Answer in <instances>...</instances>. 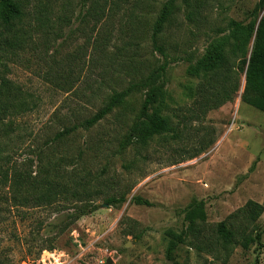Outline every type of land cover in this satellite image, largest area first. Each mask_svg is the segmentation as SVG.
I'll return each mask as SVG.
<instances>
[{"label":"rangeland","instance_id":"obj_1","mask_svg":"<svg viewBox=\"0 0 264 264\" xmlns=\"http://www.w3.org/2000/svg\"><path fill=\"white\" fill-rule=\"evenodd\" d=\"M167 1H28L25 27L43 28L0 54V91L6 82L16 96L0 115V264H264V209L248 226L229 219L249 202L264 207V113L242 101L244 77L232 101L210 109L221 99L207 104L202 79L188 73L229 34L230 21L258 19L259 0H190L188 9L178 0L161 38L177 57L165 76L163 116L171 130L119 152V140L142 109L141 92L94 127L53 141L64 127L95 115L113 90L148 71L147 60L163 61L151 35ZM41 14L44 23L37 21ZM107 136L116 142L106 154L94 161L82 156L84 173L104 180L92 198L98 209L56 236L55 206L34 197L53 181L67 183L72 149ZM53 151L67 157L56 178L50 173ZM16 176L27 187L17 185ZM121 195L127 201L116 208L101 201ZM134 196L152 205H138ZM193 202L204 203L201 229L189 227L186 218ZM224 221L253 236L259 232L261 240L248 247L222 241L216 232Z\"/></svg>","mask_w":264,"mask_h":264},{"label":"trees","instance_id":"obj_2","mask_svg":"<svg viewBox=\"0 0 264 264\" xmlns=\"http://www.w3.org/2000/svg\"><path fill=\"white\" fill-rule=\"evenodd\" d=\"M28 1L0 0V54L6 48L14 49L20 47L27 42V39L35 30L43 28V25L25 27L28 24L26 20L29 18L27 12ZM108 1L97 0V2L102 4H107ZM184 4L186 9L192 5L190 0H185ZM178 6V0L167 1L153 25L151 45L153 50L162 56L163 61L160 63L152 59L147 60L148 71L142 72L139 78L130 81L125 88L113 90L105 104L95 115L77 124L64 127L54 137L53 141L55 144L72 138L81 129L94 127L115 110L124 106L135 94L141 92L145 96L142 109L132 123L128 136L124 137L123 140H119V152L127 150L130 145L135 143L138 145L140 143L144 144L146 140L171 130L168 120L163 116L167 100L165 76L171 61L177 57L169 52L170 47L161 38L165 25L172 18L173 10ZM255 11L256 15L258 12V19L254 21L249 23L230 21L228 25L229 34L224 35L221 40L213 42L198 63L188 68V73L191 76L202 79L204 83L202 95L207 104L213 99H221L218 104L211 105L212 108L210 109L219 108L225 103L232 101L240 90L244 77L242 101L264 113V0H259ZM187 12V18L194 21L193 15L195 13L188 10ZM45 17L47 18L46 15L41 14L37 17V21L44 23V21L40 20ZM0 64H3V62H0ZM7 84L5 82L3 85L6 86L5 90L0 91V115L7 112L11 105V100L16 98L12 93L11 87ZM114 142H116L115 137L109 139V136H107V138H102L92 144L89 143L83 148L72 149L70 158H68L69 165L72 166L69 174H66L68 175L67 183L61 187L57 186L60 182L53 181L47 185L42 194L34 197V200H38L39 203L46 200L47 203L55 206L57 216L52 226L55 227L56 236L65 233L82 217L98 209V202L92 198L95 194L97 195L95 189L103 184L104 180L99 174L84 173L81 168L83 167L82 156L88 154L94 161L99 154H106L108 149H112L115 145ZM51 155L50 173L56 178L60 173L62 160L67 157L60 159L55 151ZM255 165L256 162L250 171L254 170ZM79 168H81L80 171H78ZM22 180V177L16 176L13 181H16V184L21 187H27ZM60 196L63 197L61 202L58 199ZM132 200L138 205H152L149 200L139 196H134ZM101 201L107 206L116 208L125 203L127 199L123 195L106 196L104 198L101 197ZM189 209L191 210H188L186 215L189 227L194 226L197 229H201V224L197 223V220L200 219L204 222L206 219L204 203L193 202ZM263 209L264 207L256 202H249L232 214L229 219L240 218L248 226L262 215ZM216 234L219 239L226 243L240 241L245 247L261 240L259 232L253 236L252 232L249 233L240 224L234 230L232 226L230 227L228 221L217 225ZM181 240L182 237L179 235L170 243L168 248L169 256Z\"/></svg>","mask_w":264,"mask_h":264},{"label":"water","instance_id":"obj_3","mask_svg":"<svg viewBox=\"0 0 264 264\" xmlns=\"http://www.w3.org/2000/svg\"><path fill=\"white\" fill-rule=\"evenodd\" d=\"M244 91V90H243ZM107 206V205H106ZM131 246V244L130 243H128V244H126L125 245V248H128V247H130ZM119 256V254H115V257L117 258ZM112 259H109L108 261H107V264H111L112 263Z\"/></svg>","mask_w":264,"mask_h":264}]
</instances>
